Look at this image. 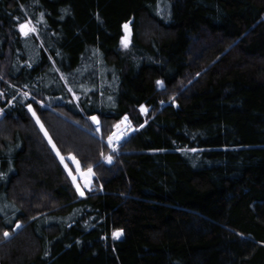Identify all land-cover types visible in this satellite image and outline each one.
Returning <instances> with one entry per match:
<instances>
[{"label": "trees", "instance_id": "obj_1", "mask_svg": "<svg viewBox=\"0 0 264 264\" xmlns=\"http://www.w3.org/2000/svg\"><path fill=\"white\" fill-rule=\"evenodd\" d=\"M0 94V264H264V0H0Z\"/></svg>", "mask_w": 264, "mask_h": 264}, {"label": "rangeland", "instance_id": "obj_2", "mask_svg": "<svg viewBox=\"0 0 264 264\" xmlns=\"http://www.w3.org/2000/svg\"><path fill=\"white\" fill-rule=\"evenodd\" d=\"M124 31H125V30H124ZM21 33H22V32H21ZM29 33L32 34L31 32H29ZM22 34H23V33H22ZM125 34H126V32H125ZM23 35H24V34H23ZM126 36H127V37H126ZM129 37H130V36H129V33H128V34L125 35L124 40H128ZM141 109H142V108H140V110H139V111H140V114H142V116H144L145 113H146V109H145V107H144L145 111H142ZM32 116H33V115H32ZM33 119H34V121L36 122V119H35L34 116H33ZM36 124H37V122H36ZM125 124H126L125 121L122 120V122H120V123L118 124V125H120V127L117 128V127L115 126V128H114V132H112L110 136H112V135H114V134H119V133H121L122 131H126L125 129H126L127 126H126ZM37 126L39 127L40 130H42L39 124H37ZM130 128H131V130H130L129 132H127L125 135H123V134L121 135V136H122V139L119 141L120 144L122 143V140H123V139H125V138H129V136H130L131 134H133V132H134V128H135V127L132 126V127H130ZM135 130H136V128H135ZM42 132H43V134H44V130H42ZM44 135H45V134H44ZM45 138H46L47 141L49 142L48 137L45 136ZM49 144H50V143H49ZM50 145H51V144H50ZM107 147L109 148V150L111 149V145L108 143V140H107ZM110 151H111V150H110ZM57 158H59V161H60V163H61V159H60V157L57 156ZM105 158H106V159H105ZM105 158H104L105 160H107V161H109V162H112L111 160H109V155H107ZM61 164H62V166H63V168H64L66 174H68V170L70 169V170L72 171V175L76 177V183L74 184V183H73V180H72V176H69V174H68V177H69V179H70L71 185L74 186V188H75L76 193H77L78 196H81V195H80V192L77 191V185H79L80 190L84 192V195L81 196V197H84V196H85V193H91L93 190H96V187H97L96 185H97V183L94 181V174H88L87 171H82V170H80V171L78 172V171H77V168H76V162L73 161V160H71L70 157L64 158V163H61ZM65 164L68 165V169L65 168V166H64ZM20 227H21V225H20L19 227H17V228H20ZM15 233H16V232H14V234H15ZM14 234H13V235H14ZM8 237H9V236H8Z\"/></svg>", "mask_w": 264, "mask_h": 264}, {"label": "snow or ice", "instance_id": "obj_3", "mask_svg": "<svg viewBox=\"0 0 264 264\" xmlns=\"http://www.w3.org/2000/svg\"><path fill=\"white\" fill-rule=\"evenodd\" d=\"M124 27L127 29V28H128V25L126 24ZM19 30H20V31H21L26 37L28 36L29 32H33V33L36 32V28H35L34 26H32V22H31L30 20L27 21L26 23H22V24H20V25H19ZM122 43H123L125 46H127V40L122 41ZM157 83L162 85V82H161V81H158ZM69 91H71V89H69ZM0 95H2V94H0ZM24 95L27 96L28 94H27V93H24ZM28 109H29L30 112H32V115L35 117L37 124L40 125V127H41L42 130H44V134H45V136L48 137V133H47V131L44 129V125L41 123L39 116L37 115L36 111L33 110V107H32L31 104L28 105ZM141 110H142V111H145V109H144L143 107H142ZM91 119H92L97 125H99V120L97 119V117L93 116V117H91ZM124 119H125V121H127L128 118L125 117ZM116 127L119 128L120 125H116ZM97 130L99 131V128H97ZM118 135H119V134H114V135H112V136H109V138H108V143H109L110 145H112L113 142H114V139H116V138L118 137ZM48 139H49V143L52 145L53 149L56 151V155H57L58 157H60V159H61V163H64V157L61 155L59 149H57L56 145H55L54 143H52L51 137H48ZM70 159L76 162V168H77V171L79 172V171H80V165H79V162L76 161V158H75L74 156H70ZM110 159H111V157H109V160H110ZM64 166H65L66 169H68V165H67V164H65ZM87 172H88V174H93L91 168H88V169H87ZM68 174H69V176H72L73 183L75 184V183H76V177L72 175V171H71L70 169L68 170ZM77 191L80 192V195H81V196L84 195V192L80 190L79 185H77ZM17 227H19V225H17ZM119 234H120V233H114L113 235H114V236H118ZM4 235H5V237H7L9 234H8V232H5Z\"/></svg>", "mask_w": 264, "mask_h": 264}, {"label": "bare ground", "instance_id": "obj_4", "mask_svg": "<svg viewBox=\"0 0 264 264\" xmlns=\"http://www.w3.org/2000/svg\"><path fill=\"white\" fill-rule=\"evenodd\" d=\"M125 123H126L125 125L127 126L126 129H125L126 131H122L121 133H119L118 137L116 139H114V142H113L112 146H114V145L119 143V141L122 139V136H121L122 134L125 135L127 132H129L131 130V128L128 125L127 121H125Z\"/></svg>", "mask_w": 264, "mask_h": 264}, {"label": "water", "instance_id": "obj_5", "mask_svg": "<svg viewBox=\"0 0 264 264\" xmlns=\"http://www.w3.org/2000/svg\"><path fill=\"white\" fill-rule=\"evenodd\" d=\"M124 30H125V32H126V34H128L129 33V30H128V28L126 29V28H124ZM93 123H94V125H97L94 121H93Z\"/></svg>", "mask_w": 264, "mask_h": 264}]
</instances>
